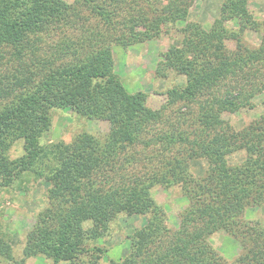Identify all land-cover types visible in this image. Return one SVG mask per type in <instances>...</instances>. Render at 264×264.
Instances as JSON below:
<instances>
[{
	"label": "trees",
	"instance_id": "obj_1",
	"mask_svg": "<svg viewBox=\"0 0 264 264\" xmlns=\"http://www.w3.org/2000/svg\"><path fill=\"white\" fill-rule=\"evenodd\" d=\"M250 1L221 0L206 30L188 21L195 0H74L65 9L56 0H0V199L9 189L29 196L34 184L49 183L22 235L21 258L0 234V264L36 257L53 264H264V218L245 219L248 208L264 207V113L238 130L224 119L252 110L264 93V23ZM176 22L185 25L174 29ZM70 25H78L73 38L65 33ZM50 29L61 44L49 45ZM162 33H174L176 44L154 74L172 71L185 83L152 110L144 93H129L114 74L109 49ZM178 105L179 127L151 132L164 109ZM64 109L71 140L44 141L51 112ZM88 120L108 122V132L89 130ZM16 144L21 153L13 157ZM192 163L202 171L194 173ZM158 187L186 198L175 230L152 196ZM121 214L145 223L128 237L125 258L104 262L98 240ZM218 233L241 247L231 261L210 243Z\"/></svg>",
	"mask_w": 264,
	"mask_h": 264
},
{
	"label": "rangeland",
	"instance_id": "obj_2",
	"mask_svg": "<svg viewBox=\"0 0 264 264\" xmlns=\"http://www.w3.org/2000/svg\"><path fill=\"white\" fill-rule=\"evenodd\" d=\"M65 5H59L60 8L65 9L67 4L73 3L74 0H56ZM221 0H195L193 6L189 10L188 21L198 22L202 24L204 29H208L213 23L214 18L219 13V6ZM129 5V2L127 3ZM249 10L254 19L260 23H264V0H251L249 3ZM63 11V10H62ZM63 14V13H62ZM68 15L63 14L66 19ZM67 21V19H66ZM234 27L238 25V20L233 19L230 23ZM185 25L183 22H176L174 29L182 28ZM65 33L68 38H73L78 32V25L66 27ZM120 32V31H119ZM115 33V32H114ZM48 39L50 46L54 44H61L64 39L62 35L59 36V31L50 29ZM172 36L175 34H163L159 38L147 39L143 42L129 45L127 48L112 45L109 49V55L112 57L113 72L119 77L123 86L129 93L142 92L146 95V106L155 110L166 103L165 92L174 86H183L185 83L184 77L177 75L175 72H168L166 77H156L154 74L156 65L163 60L169 48L176 44ZM247 39L251 42H257L258 34L247 31ZM234 46L233 42H230ZM47 45V42H46ZM45 45V47H46ZM8 54L4 60H8ZM264 93L257 96L255 99V107L252 110H242L235 114H227L224 119L229 122V125L238 130L251 121L258 119L264 113V106L262 100ZM181 106L174 108H165L158 126L151 132H156V129L169 131L170 126L179 127L174 119L182 118L180 115ZM185 111V109H183ZM182 110V111H183ZM71 112L69 109L62 111H52V130L46 135L44 141H70L68 132V125L71 124ZM81 120V119H80ZM85 120L82 118V122ZM180 121V120H179ZM88 129L100 134L108 132L109 125L106 121H87ZM181 130H187L188 124L180 125ZM66 136V138H65ZM21 143V142H20ZM19 144H16V146ZM20 147V146H19ZM13 157H17L21 153V147L16 148L11 152ZM191 169L198 174L202 171L200 163H192ZM137 170V169H136ZM140 171V170H138ZM137 172V171H135ZM49 187L46 181H40L28 191L29 196L25 192L10 190L2 193L3 198L0 199V234L6 236L12 248L13 256L16 259L21 258L22 254V235L28 231L34 223L35 214L39 206H44V194ZM153 198L164 207L167 215V225L171 228L170 231L178 228V214L184 208L186 198L180 195L177 190H165L157 188L152 191ZM264 218V207L262 208H248L245 211V219ZM145 223L144 217L119 215L115 221L110 225V231L98 240V245L105 249L103 261L109 260L119 261L125 258L129 253V236ZM86 226L88 223L85 224ZM210 243L223 255L227 260L234 259L241 250L240 245L224 233L214 234L210 238ZM16 249V250H15ZM21 249V250H20ZM27 264H53L51 261L45 260L41 257L29 258ZM59 264H68L67 262H60Z\"/></svg>",
	"mask_w": 264,
	"mask_h": 264
}]
</instances>
